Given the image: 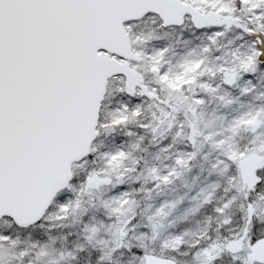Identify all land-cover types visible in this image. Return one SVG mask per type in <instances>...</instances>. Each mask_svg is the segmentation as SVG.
I'll list each match as a JSON object with an SVG mask.
<instances>
[{
    "label": "snow or ice",
    "instance_id": "obj_1",
    "mask_svg": "<svg viewBox=\"0 0 264 264\" xmlns=\"http://www.w3.org/2000/svg\"><path fill=\"white\" fill-rule=\"evenodd\" d=\"M0 264H264V0H0Z\"/></svg>",
    "mask_w": 264,
    "mask_h": 264
}]
</instances>
